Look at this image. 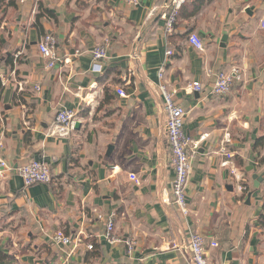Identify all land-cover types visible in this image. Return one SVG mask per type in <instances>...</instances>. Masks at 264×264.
Instances as JSON below:
<instances>
[{
    "label": "crops",
    "instance_id": "1",
    "mask_svg": "<svg viewBox=\"0 0 264 264\" xmlns=\"http://www.w3.org/2000/svg\"><path fill=\"white\" fill-rule=\"evenodd\" d=\"M164 1L16 0L0 8V159L12 168L0 176V264H187L191 232L216 241L206 246L208 264H264V0H184L170 35ZM45 33L62 58L53 67L38 51ZM105 39L108 54L94 68L91 50ZM162 65L185 110L184 133L198 142L187 215L171 195ZM235 66L242 79L212 95L216 72ZM195 81L200 91L190 88ZM63 107L76 112L74 126L49 135ZM33 158L48 164L50 183L23 185L18 168ZM254 172L263 180L247 203ZM109 214L130 252L103 237ZM56 231L72 242L54 243Z\"/></svg>",
    "mask_w": 264,
    "mask_h": 264
},
{
    "label": "built area",
    "instance_id": "2",
    "mask_svg": "<svg viewBox=\"0 0 264 264\" xmlns=\"http://www.w3.org/2000/svg\"><path fill=\"white\" fill-rule=\"evenodd\" d=\"M140 0H123V2L130 6H135ZM184 0H165L163 3V27L166 35H170L175 30L178 13ZM264 27V22L260 23ZM189 42L196 48L201 50L203 48L202 39L196 35L191 34L188 38ZM109 39H105L100 45H96L91 50L93 60V67L100 69V62L107 56L109 49ZM39 53L48 59V67H53L59 63L62 58L58 51V42L52 33H45L40 38L38 43ZM171 49L166 50V56L172 55ZM136 58L137 55L132 56ZM243 73L239 67H232L230 70H219L214 75L210 86V93L214 96L226 95L232 85L241 80ZM159 91L162 99V110L164 113V133L169 150V163L173 170L174 176L171 183V195L178 210L182 215L188 214V206L186 201V186L189 180V175L192 167V158L196 153L197 141L190 140L184 133L183 124L185 110L175 100L174 92L171 91L163 82L164 79V65L158 70ZM38 89L39 87L36 86ZM192 90L200 91L201 83L199 81L192 82ZM121 96H125V92L118 90ZM76 120V112L70 108H60L55 115L54 121L50 129L49 135L67 136L72 130ZM231 157L230 154H226ZM223 164H227L226 161ZM12 168L5 160L0 159V176H3ZM235 174V170L232 169ZM18 174L22 178L24 186H31L37 183H50L51 173L48 164L42 159H30L18 168ZM237 177V176H236ZM240 177V176H239ZM135 182H138L135 176H132ZM238 178V177H237ZM101 216V215H99ZM103 237L110 243L124 242L127 246V251L130 252L133 243L129 239H121L114 234V214H109L105 221V229ZM51 239L54 243L68 245L72 239L61 231H56L52 234ZM216 246L215 240H210L209 243L200 232H191L187 239V249L189 251L187 264H208L206 259V246ZM92 249V244L87 246ZM62 264H70L64 261Z\"/></svg>",
    "mask_w": 264,
    "mask_h": 264
},
{
    "label": "trees",
    "instance_id": "3",
    "mask_svg": "<svg viewBox=\"0 0 264 264\" xmlns=\"http://www.w3.org/2000/svg\"><path fill=\"white\" fill-rule=\"evenodd\" d=\"M203 1V0H202ZM183 4H184V2H183ZM183 4L181 5V7H180V10H182L183 9ZM16 5V0H0V8L2 7V6H15ZM40 6V5H39ZM39 6H38V8H39ZM201 9V5L200 4H198L197 6H195L193 9H192V11H191V13H190V15L191 16H193L194 14H196L199 10ZM180 10H179V12H180ZM40 13H41V11H39ZM42 12H44V10H42ZM39 13H38V15H37V17H36V24L39 26V23H38V17H39ZM1 45V44H0ZM5 63L6 64H8L11 68L13 67V64H14V60H13V57H10V58H7L6 60H5ZM0 89H1V86H0ZM263 138H258L257 139V142L259 143V142H261V140H262ZM256 142V143H257ZM50 169V168H49ZM51 173V172H50ZM244 192L246 191V192H248V190H249V188H248V186L246 185V184H244ZM261 217H262V219L264 220V203H263V205H262V214H261ZM93 249H95V244L94 243H92V249L91 250H93Z\"/></svg>",
    "mask_w": 264,
    "mask_h": 264
},
{
    "label": "water",
    "instance_id": "4",
    "mask_svg": "<svg viewBox=\"0 0 264 264\" xmlns=\"http://www.w3.org/2000/svg\"><path fill=\"white\" fill-rule=\"evenodd\" d=\"M225 40H226V35H223V37H222V43H221V46L222 47H224L225 45H224V42H225ZM76 127H78V123H76ZM114 149V146L113 145H108V147H107V154L109 155L110 153H111V151ZM253 169V167L251 166V167H248L247 168V171H251ZM251 179L253 180V187L254 188H256V190L255 191H253V192H249L248 194H247V203H249L250 202V198L253 196V197H256L257 195H258V193H259V184H260V182L263 180V175H261V174H258V173H252V175H251Z\"/></svg>",
    "mask_w": 264,
    "mask_h": 264
}]
</instances>
